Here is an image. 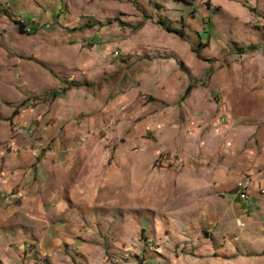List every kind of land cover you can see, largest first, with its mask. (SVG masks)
<instances>
[{"label": "rangeland", "instance_id": "obj_1", "mask_svg": "<svg viewBox=\"0 0 264 264\" xmlns=\"http://www.w3.org/2000/svg\"><path fill=\"white\" fill-rule=\"evenodd\" d=\"M83 1L80 13H55L45 32L24 31L18 18L8 35L14 53L42 69L44 93L17 108L54 107L49 146L73 144L74 162L67 165L71 189L63 191L68 215L7 217L0 227V264H264V253L228 251L238 238L219 237V224L206 225L207 208L219 214L223 206L190 204L182 187L187 174L173 164L181 149L162 150L171 146L167 132L174 128L167 119L182 120L186 138L193 137L186 120L196 114L213 116L195 126L205 125L202 136L219 131L228 87L236 88L245 109L260 104L255 123L239 128L264 140V93L256 92L264 84L258 0ZM41 38L58 40L51 60L36 45ZM246 87L253 90L241 93ZM65 88L62 100L48 96ZM78 101L84 103L78 112L57 108Z\"/></svg>", "mask_w": 264, "mask_h": 264}, {"label": "crops", "instance_id": "obj_2", "mask_svg": "<svg viewBox=\"0 0 264 264\" xmlns=\"http://www.w3.org/2000/svg\"><path fill=\"white\" fill-rule=\"evenodd\" d=\"M83 3V0H0V177L4 179L0 178L3 180L0 181V194L16 193L19 196V200L13 204L0 200V227L10 216L20 220L50 221L68 215L66 208L70 203L63 191L71 189L67 181V165L74 162L73 151L70 150L73 144L63 148L65 145L56 140L53 146H49L53 136L47 122L54 116V107L35 103L23 110L17 108L24 100L44 92L38 82L42 69L36 62L27 64L20 52L13 51L14 40L8 38L15 30L13 20L25 19L32 27V34L42 33L48 28V22L52 21L55 13H80ZM258 3L259 10L264 12L262 0H258ZM35 42L39 43L36 45H39L41 54L42 46L45 47L43 59L51 60L52 46L57 45L58 40L41 38ZM189 59L192 60L191 57ZM44 72L49 76L47 70ZM237 89L242 88L238 86ZM257 89V93H264V84ZM235 90L232 87L226 89L227 100L224 118L219 120V131L211 130L210 134L207 132L206 136H202L200 133L213 120V116L206 118L203 114H196L197 118L191 116L186 120L187 129L193 131V137L186 138V129L180 126L182 120L176 122L173 118L167 119V127L172 122L174 128L167 132L171 146H164L162 150L175 147L181 149L173 164L181 166L182 173L187 174L182 187L188 190L190 204L223 206L219 214L207 208L205 213L209 221L206 225L213 228L219 224L220 234L215 233L219 237L228 240L238 238L226 246L228 251L233 253L238 248L250 254H262L264 194L260 191L264 189V140L246 137L242 135L244 128H239L243 123H255V110H259L260 104L254 109H245L234 97ZM249 90L253 89L246 87L241 93H248ZM64 96L57 99L62 100ZM194 98L197 99V96L190 99ZM62 104L60 102L57 108L70 112H78L84 106L79 101L65 107ZM15 110L17 114H14ZM198 121H204L205 125L196 128ZM22 122H27L28 126L24 133L18 134L14 127ZM35 150L40 152L37 158L33 155ZM158 157L164 159L160 152ZM246 176L254 181L248 199L247 194L239 196L238 193V184ZM62 179H65L64 182ZM243 224L246 227L241 229Z\"/></svg>", "mask_w": 264, "mask_h": 264}, {"label": "built area", "instance_id": "obj_3", "mask_svg": "<svg viewBox=\"0 0 264 264\" xmlns=\"http://www.w3.org/2000/svg\"><path fill=\"white\" fill-rule=\"evenodd\" d=\"M6 6L8 7L9 5L6 4ZM2 9V7H0V10ZM21 25L24 28V31L30 33L32 31V28L30 27V25L25 22L24 20H21ZM116 54V53H115ZM21 124V128H27L28 123L27 122H22ZM20 134V133H18ZM34 155L36 156L37 154L34 153ZM1 178V177H0ZM3 179V178H1ZM254 185V181L251 177L246 176L239 184H238V193L240 196V193H247V199L249 198L251 189ZM261 194H264V189H261ZM1 201H4L8 204H13V200L10 198H4V197H0Z\"/></svg>", "mask_w": 264, "mask_h": 264}, {"label": "trees", "instance_id": "obj_4", "mask_svg": "<svg viewBox=\"0 0 264 264\" xmlns=\"http://www.w3.org/2000/svg\"><path fill=\"white\" fill-rule=\"evenodd\" d=\"M158 24H159L163 29H165L167 32H169V33H175V34H177L181 39H185L184 32L171 28V27L168 25V22H165V21H163V20H159ZM141 25H142V24H141ZM141 25L139 24V25L137 26V28H138V27H141ZM21 30L23 31V29H21ZM197 55L199 56L198 53H197ZM192 87H193V85H189V86H188V88H187L186 91H185V95H184V97H186V96L190 93ZM67 90H68V88H65V89H63V90H57V91H54V92L50 93V98L53 99V100H55V99H57V98H59V97H62V96L65 95V93H66ZM22 104H23V103H22ZM22 104H21V106H22ZM14 114H17V110H15Z\"/></svg>", "mask_w": 264, "mask_h": 264}, {"label": "bare ground", "instance_id": "obj_5", "mask_svg": "<svg viewBox=\"0 0 264 264\" xmlns=\"http://www.w3.org/2000/svg\"><path fill=\"white\" fill-rule=\"evenodd\" d=\"M25 129L27 128H21V126H16L14 127V131L16 133H22ZM0 197H4V198H10L13 200V203H15L17 200H19V196L16 193H2L0 194Z\"/></svg>", "mask_w": 264, "mask_h": 264}]
</instances>
